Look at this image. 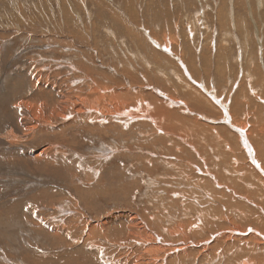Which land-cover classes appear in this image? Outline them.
<instances>
[{"label": "rangeland", "instance_id": "1", "mask_svg": "<svg viewBox=\"0 0 264 264\" xmlns=\"http://www.w3.org/2000/svg\"><path fill=\"white\" fill-rule=\"evenodd\" d=\"M257 147L264 0H0V264H264Z\"/></svg>", "mask_w": 264, "mask_h": 264}, {"label": "bare ground", "instance_id": "2", "mask_svg": "<svg viewBox=\"0 0 264 264\" xmlns=\"http://www.w3.org/2000/svg\"><path fill=\"white\" fill-rule=\"evenodd\" d=\"M229 1V0H228ZM229 7V6H228ZM246 37V36H245ZM245 39V38H244ZM245 42V41H244ZM247 42V41H246ZM154 44V43H153ZM162 46V45H161ZM247 59V58H246ZM178 60V59H177ZM247 62V61H246ZM88 69V68H87ZM102 77V76H101ZM76 79V78H75ZM81 78H78V79H76V80H79V81H81L80 80ZM121 79V78H120ZM84 80L85 79H83L82 78V83H81V85L79 86V87H85V84L83 83L84 82ZM3 83V82H2ZM54 84H56V83H53V85ZM91 84H92V86L89 84L87 87H89V89H91L90 90V93H89V95H86V96H84V97H81V98H83V100H80V104H82V105H85V106H88L89 108H92V109H94V110H97L99 113H104V114H107V113H109V112H111V109H110V105H108L109 103H107V105H108V107L106 108L105 106H104V103H105V101L104 100H102V99H100L98 102H96L95 100H93V94L96 92V87L97 86H99L98 85V83L96 82V81H94V80H91ZM58 85V84H57ZM56 85V86H57ZM60 85V84H59ZM105 85V84H104ZM103 85V86H104ZM111 86V85H110ZM250 87V86H249ZM100 88V87H99ZM104 88H105V86H104ZM61 90V87L60 86H57V88H56V90ZM106 89V88H105ZM110 89V88H109ZM51 91H52V89H50ZM80 90H82V88H80ZM111 90V89H110ZM54 92V91H53ZM61 92V94H59V100H61V101H63V103L62 104H60L57 108L56 107H53V108H51L52 106H50L49 108H50V111H49V113H50V117L51 116H55V117H59L60 118V116L63 114V112H62V109L63 108H69V106H71V108H73L74 106L71 104V105H69L70 104V102H69V104L68 105H65L64 104V102H66V101H71V97H70V94H71V91H69L68 92V96H66L65 95V93L63 92V91H60ZM118 92V91H117ZM120 92V91H119ZM58 93V92H57ZM118 95H119V93H117ZM117 95V96H118ZM57 96H58V94H57ZM46 101V100H45ZM48 101H50V100H48ZM154 102V101H153ZM32 103H37V101H34V102H32ZM59 103V102H58ZM79 103V102H78ZM119 103V102H118ZM120 103H121V101H120ZM119 103V104H120ZM21 104V103H20ZM45 104H46V107H47V109H48V104L45 102ZM56 104V103H55ZM74 104H75V102H74ZM122 104V103H121ZM146 104V103H145ZM148 104V103H147ZM19 105V104H18ZM50 105V104H49ZM106 105V104H105ZM27 107V106H26ZM40 107V106H39ZM41 108V107H40ZM131 108V107H130ZM24 109V108H23ZM22 110V109H21ZM39 110H41V109H39ZM43 110V109H42ZM158 110H159V108L157 107V112H158ZM24 111V110H23ZM18 112V111H17ZM79 112V111H78ZM135 112H137V108H136V111ZM41 113H42V111H41ZM160 113H161V115H160ZM44 114H45V112H44ZM48 114V113H47ZM100 114V115H101ZM158 114L162 117V112H158ZM36 115V114H35ZM42 115V114H41ZM118 114H116V116H117ZM36 116H38V115H36ZM48 116V115H47ZM41 117L42 118V121H43V123H49V121L47 120L48 119V117ZM258 116V115H257ZM33 117V116H32ZM127 117H130V119H132L134 116L132 115V114H128L127 115ZM161 117H160V119H161ZM235 117V116H234ZM246 117V116H245ZM24 118V117H23ZM40 118V117H39ZM61 118H63V117H61ZM173 118V117H172ZM171 118V119H172ZM175 118V117H174ZM26 119H28V118H26ZM33 119V118H32ZM170 119V120H171ZM179 119V118H178ZM20 120V119H19ZM125 120V119H124ZM243 120V119H242ZM30 121V120H29ZM130 121V120H129ZM128 121V122H129ZM176 121V120H175ZM164 122V121H163ZM166 122H167V120H166ZM23 123V122H22ZM19 124V123H18ZM241 124H243V123H241ZM251 124V123H250ZM47 125V124H46ZM164 125V124H163ZM240 125V124H239ZM251 126V125H250ZM46 127V126H45ZM166 127V126H165ZM231 127H232V125H231ZM233 127H234V124H233ZM232 127V128H233ZM241 127V126H240ZM244 127V126H243ZM230 128V127H229ZM262 128V127H261ZM103 130V129H102ZM236 130H238V129H236ZM240 131H236L237 133H238V137H239V140H242L241 142H243V143H241V144H243V146H244V148L246 149V150H251V151H249V152H254V150L253 149H251L250 148V146H252V145H250V143H249V141H248V143H245L246 141L244 140V137H246V138H248V137H250V135L247 133L246 134V132H247V130L246 129H239ZM249 130V129H248ZM165 132L166 131H168V130H164ZM5 133H7L6 135L4 134L3 135V138L5 139V140H10L11 139V136H10V132L7 130V132H5ZM102 133V132H101ZM170 134H172L171 132H170ZM175 134V133H174ZM241 137H240V136ZM53 136V135H52ZM13 137V136H12ZM14 138H15V136H14ZM241 138V139H240ZM252 138V137H251ZM17 140V139H16ZM14 141V140H13ZM255 142V141H254ZM72 143V142H71ZM246 144H247V147H246ZM254 145V144H253ZM256 145V144H255ZM51 148H53V147H50L49 145H47L39 154H34V156H35V159L37 160V161H39V159H42V160H44V161H48V162H54V156H53V154L55 153V151H54V153L53 154H49L48 152L50 151V149ZM263 148V147H262ZM54 150H55V148H53ZM102 152H104V151H102ZM247 152V151H246ZM30 153V152H29ZM262 153H264V152H262L261 151V149H260V147H257V150L255 149V154H254V158L252 159V163H253V168H257V169H260V174L258 175V178H259V181H257V183H259L260 185L262 184L263 185V187H264V154H262ZM64 155V154H63ZM251 155V157H252V153L250 154ZM83 156V155H82ZM37 157V158H36ZM61 158H63V157H61ZM33 159H34V157H33ZM43 161V162H44ZM59 161V160H58ZM42 161H41V163H43ZM260 162H263V163H261L262 164V166L260 165ZM251 163V164H252ZM44 164H45V162H44ZM56 164V163H55ZM47 165V164H46ZM49 165V164H48ZM203 165V164H202ZM260 165V166H259ZM251 166V165H250ZM263 169V170H262ZM97 174V173H96ZM241 179V178H240ZM26 180V179H25ZM243 180V179H242ZM238 181V180H237ZM251 185V184H250ZM249 185V186H250ZM257 191V190H256ZM251 192V191H250ZM264 192V191H263ZM66 193V192H65ZM245 193V192H244ZM259 193V192H258ZM255 196H258L256 193H255ZM263 197V196H262ZM257 200V199H256ZM256 202H258V201H256ZM75 203V202H74ZM260 203V202H259ZM73 204V203H72ZM262 205V204H261ZM70 207V206H69ZM260 210V209H259ZM234 211V210H233ZM264 211V210H263ZM58 214V213H57ZM247 214V213H246ZM126 216L127 215H125V214H120V213H118V215H116V216H113V217H110L109 216V218H110V222H107L105 225L106 226H109L112 222H114L115 223V221L117 220V222H120V221H124V220H126ZM140 216V215H139ZM70 217V216H69ZM68 217V218H69ZM198 217V216H197ZM241 217V216H240ZM134 218V220H135V217H133ZM254 218V217H253ZM113 219V220H112ZM132 220V219H131ZM62 221V220H61ZM252 221V220H251ZM72 222H73V220H72ZM75 223V222H74ZM86 223V222H85ZM84 223V224H85ZM113 223V224H114ZM207 223V222H206ZM83 224V225H84ZM94 224H96V223H94ZM98 224V223H97ZM102 224H104V223H102ZM197 224V223H196ZM101 225V224H100ZM115 225H116V223H115ZM118 225V224H117ZM249 225V224H248ZM255 225V224H254ZM75 227V226H74ZM100 228H103L102 226H99ZM99 227H97V228H99ZM115 227V226H114ZM134 227V226H133ZM65 228V227H64ZM68 228V227H67ZM79 228V227H78ZM94 228H96V227H94ZM96 228V229H97ZM105 228V227H104ZM107 228V227H106ZM206 228V227H205ZM83 229V228H82ZM92 229H93V225H92ZM91 229V230H92ZM95 229V230H96ZM108 229V228H107ZM67 230V229H66ZM195 230V229H194ZM251 230V229H250ZM258 230V229H257ZM59 231V230H58ZM60 231H61V229H60ZM71 231V230H70ZM110 231V230H109ZM112 231V230H111ZM139 231V230H138ZM230 231V230H229ZM48 232V231H47ZM52 232V231H51ZM64 232H65V230H64ZM64 232H63V234H64ZM102 232V231H101ZM137 232V231H136ZM239 232V231H238ZM245 232V231H244ZM259 232V231H258ZM104 233V232H103ZM135 233V232H134ZM140 233V232H139ZM232 233H234L235 234V231L234 232H232ZM240 233V232H239ZM243 233V232H242ZM98 234V233H97ZM96 234V235H97ZM116 234V233H115ZM264 234V233H263ZM54 235V234H53ZM53 235H51V236H53ZM58 235V234H57ZM60 235V234H59ZM94 235V234H93ZM135 235V234H134ZM256 235H257V233H256ZM260 235V234H259ZM140 236V235H139ZM138 236V237H139ZM169 236V235H168ZM231 236H233V235H231L230 234V237ZM241 236V235H240ZM240 236H239V238H240ZM253 235H251V237H252ZM58 237V236H57ZM60 237H62L61 235H60ZM60 237H59V239H60ZM95 237V236H94ZM99 237V236H98ZM101 237V236H100ZM108 237V236H107ZM150 237V236H149ZM156 237V236H155ZM237 237V236H236ZM257 237V236H256ZM259 237V236H258ZM263 238H264V236H262ZM54 238V237H53ZM91 238H92V236H91ZM137 238V237H136ZM142 238V237H141ZM228 238H229V236H228ZM253 238V237H252ZM254 239V238H253ZM103 240V239H102ZM106 240V239H105ZM158 240V239H157ZM163 240V239H162ZM85 241H86V239H85ZM84 241V242H85ZM98 241V240H97ZM151 239H149V243H151ZM197 241V240H196ZM230 241V240H229ZM238 241V240H237ZM240 241V240H239ZM243 241V240H242ZM83 242V243H84ZM112 241H110V243H111ZM147 242V243H148ZM255 243V242H254ZM258 243V242H257ZM112 244V243H111ZM113 244H115V243H113ZM243 244V243H242ZM246 244V243H245ZM96 245V244H95ZM253 245V244H252ZM151 246V245H150ZM158 246V245H157ZM239 246V245H238ZM249 246V245H248ZM255 246V245H254ZM89 248V247H88ZM252 248V247H251ZM261 248V247H260ZM107 249V248H106ZM181 246H175V247H173V250L174 251H181ZM257 249H259V248H257ZM99 250V249H98ZM157 250V248L156 247H153V248H149V247H145V249H144V253H146V254H150V253H153L154 251H156ZM261 250V249H260ZM171 251V248H170V250H169V252ZM249 251V250H248ZM255 251H256V249H255ZM171 252H173V251H171ZM229 252V251H228ZM168 253V252H167ZM142 254V253H141ZM205 255V254H204ZM213 255V254H212ZM252 255V254H251ZM194 256V255H193ZM141 257V256H140ZM160 257V256H159ZM184 257V256H183ZM259 257V256H258ZM247 258V257H246ZM256 258V257H255ZM114 260V259H113ZM157 259L154 257V259H153V264H155V261H156ZM178 260V259H177ZM209 260V259H208ZM207 260V261H208ZM218 260V259H217ZM256 260V259H255ZM254 260V261H255ZM8 261V260H7ZM126 261V260H125ZM124 261V262H125ZM165 261V260H164ZM172 261V260H171ZM251 261H252V259H251ZM251 261H248V259L247 260H242L241 259V262L240 261H238L239 262V264H251L252 262ZM162 262V261H161ZM178 262V261H177ZM206 262V261H205ZM209 262V261H208ZM149 263H151V262H149ZM179 263V262H178ZM181 263V262H180ZM190 263V262H189ZM263 263V262H262ZM128 264V263H127ZM174 264V263H173ZM207 264H210V262L209 263H207Z\"/></svg>", "mask_w": 264, "mask_h": 264}]
</instances>
